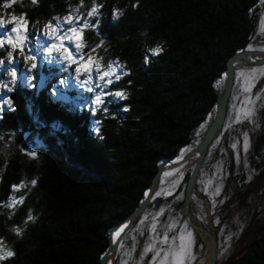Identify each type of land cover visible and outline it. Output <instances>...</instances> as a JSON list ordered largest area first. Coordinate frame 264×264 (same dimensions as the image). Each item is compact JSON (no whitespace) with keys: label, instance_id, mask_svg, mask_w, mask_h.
Listing matches in <instances>:
<instances>
[{"label":"trees","instance_id":"16d2710c","mask_svg":"<svg viewBox=\"0 0 264 264\" xmlns=\"http://www.w3.org/2000/svg\"><path fill=\"white\" fill-rule=\"evenodd\" d=\"M134 2L38 0L32 4L31 0H15L11 6L14 14L29 23L65 16L69 9H77L83 22L88 19L87 12L97 7L98 13L81 32L83 50L104 66L118 62L123 72L130 74L107 87L109 93H127V99L108 95L98 108L72 104L74 93L61 85L63 73L58 74L53 65L43 67L42 76H49L46 84L40 88L35 83L30 87L19 84L12 93L11 109L0 114V239L2 247L15 255L0 264H99L109 232L136 207L157 165L209 125L216 100L214 84L218 82L222 89L223 81L217 77L229 56L247 48L252 37L258 45L264 43L259 42L264 37L256 34L264 13L263 0H139L133 11ZM125 5L124 15L114 21L113 9ZM157 45L162 53L151 57L145 66L146 49ZM4 52L1 48L0 55ZM237 83L235 80L232 89L234 97L242 91ZM254 83V91L262 92L258 98L259 124L252 127L248 153L250 167L258 171L256 184L264 169V75ZM230 104L229 99L227 113ZM124 106L130 111L125 113ZM237 125L240 132L247 128L244 122ZM233 134L231 142L236 136ZM32 135L39 142L33 141ZM32 152L37 155L31 156ZM220 157L225 189H233L229 201L240 205L239 221L258 225L261 216L252 212L251 202L245 201V169L242 165L233 169L231 157ZM208 164L201 167L197 188L210 201L218 256L222 250L220 221L215 218L212 197L200 182L202 173L211 169ZM183 166L167 171L181 175L173 191L168 190L173 175L161 176L156 189L161 195L154 194L137 222L147 223L156 213H160L159 226L177 215L187 222L183 202L192 166L180 174ZM34 178L38 182L32 187ZM21 182L23 186L13 192L11 186ZM263 182L264 176L258 184ZM21 195L25 196L22 205L3 206L10 196ZM197 203L203 211L200 220L206 225L205 207L198 195L191 202L192 214ZM29 209L34 219L26 222ZM226 210L227 232L236 225ZM16 226L21 230L19 236L14 231ZM134 226L122 237L117 259L124 242L129 244L126 237ZM231 261L264 264V235L254 238L246 251L231 256L226 264Z\"/></svg>","mask_w":264,"mask_h":264},{"label":"rangeland","instance_id":"374dc122","mask_svg":"<svg viewBox=\"0 0 264 264\" xmlns=\"http://www.w3.org/2000/svg\"><path fill=\"white\" fill-rule=\"evenodd\" d=\"M14 1L15 0H0V19L5 21L3 25H0V38H3L5 40L8 36H12L13 38H15V34L11 32V28L15 26V24L11 20L12 16L21 17L20 15H16L12 12L11 6L13 5ZM5 4H8L9 6L5 7ZM69 15L75 17L79 15V12L77 9H72L69 14L62 17L54 16L45 20H36L33 23H29L26 32L24 51L23 53H21L19 50H16L13 54L14 59L12 62H9L7 59V53L11 50L9 46L5 44L2 47L5 48V52L3 55H0V60H3V63H0V81L8 84L12 90L8 91L7 88L0 89V114L5 110L11 109V96L12 93L15 92L19 84L25 87H30L32 85L31 83H35L39 88L43 84H46V80L49 79V76H42L43 67L45 65H53V67L57 68L58 74L63 73V76L59 79V82L63 87L73 91L75 101L72 102V104H75V106L79 108H83L88 105L99 107L104 102L105 98L109 97V92L107 90L108 78L102 77V73L104 71L110 70L109 66H104L96 58L87 56L86 52L83 50V47L80 50H77L75 47V43L72 40L66 39L64 41V46L73 53V56L76 60H80L81 57H83L85 60H87L88 58H91L93 60V67L91 68V70L89 72H81L79 74H77L75 71L78 65L70 64L68 61L63 60L60 56V53L58 52L53 51L52 54H49L46 51V48L50 47L52 43H58V41L46 34L48 31H50L48 25L51 23L53 27H56L57 22H59L63 26L59 30V34L63 35L65 34L68 27L73 26L64 23L65 18ZM88 20H90V18H88ZM73 24L78 28H85L83 22L74 20ZM256 34L264 37V13L257 26ZM259 42H264V39H261ZM257 43L258 40L252 37L248 46L251 45L253 49L264 50V43H260L261 45H258ZM25 57H34V59H25ZM33 64H35L34 68L32 67ZM97 64L99 65V69L95 66ZM252 68H264V64H240L236 68L235 80L238 81L237 84L239 86H242V89H244V87L246 86V81L243 77L238 78L236 76V73L247 72ZM12 69H15L17 73V77L14 83H12L10 78V70ZM118 69L120 72H123V68L119 64ZM262 75L264 74L257 73L255 75V78L250 81L251 85H253L254 82H256V80ZM52 90L54 89L52 88ZM101 94H103L101 102L96 103L95 97ZM261 94L262 92L259 91H249L244 93V95L246 96L243 98H238L231 95L230 109L226 115L222 132L212 142L203 164L204 166L209 162L208 166L211 165V169L210 171L202 173L200 182L204 187L206 193L212 197L215 218L220 221L218 223V228L220 231V235L222 236V250L219 252V255L216 258V264H226L231 256L239 252L246 251L249 247L250 242L254 238L264 235V182L258 185L254 184V180L258 175V171H255V169L250 167L248 163V153L250 152L252 147V127L256 128L259 124L258 116L260 114V110H258V108L260 102L258 101V98ZM109 98L115 99L117 97L110 95ZM246 98L253 101L254 103L245 104ZM8 100L11 101V106H9V104L7 103ZM242 108H252L253 115L250 119H241L240 121H237L235 117L238 111H240ZM238 122H244L247 125V128L243 132H240L238 130ZM244 133H247L249 138V147L247 148V150L244 149L243 145ZM232 134L233 137L236 134L234 142L233 138L232 142L230 140ZM31 139H33V141L39 142V138L35 135H32ZM239 141L240 145H238ZM213 144H215L214 147ZM232 144H236V147L233 148L231 146ZM211 150L213 151V153L210 156ZM184 151H186V148L184 149ZM215 154L218 155L217 160L213 159V156ZM222 154L231 157L230 164L233 165V169L235 166L239 165H242L245 169V181L247 183L245 201L251 202L252 212L254 214L257 213V216H261L262 221L258 225H249L246 221H239L240 205L236 200L229 201L230 195L233 193V189H228V191H226L224 179H222L220 160V156ZM192 164L193 162L189 163L188 160L183 166L180 174L185 169H188L190 166H192ZM228 172V170L225 171V177L228 175ZM172 175L173 174L171 173L170 176ZM180 180L181 175H173L171 178V182L168 185V190L173 191L177 187ZM217 188H219L218 193L216 192ZM203 205L205 207L204 202ZM227 208L234 218L236 229L228 230L226 232L225 229L228 227L224 222L225 218L223 215L224 212L227 211ZM193 210V215L195 216L196 220L202 222L200 219L202 218L201 216H203V211L200 207V204L197 203L196 205H194ZM159 217L160 213H156L150 217V221L147 223H144L142 221L135 223V226L130 230L126 237V239L129 240V244H125L124 242L122 249L120 250L118 259L116 257V254L115 256H113V264H142L143 262H145L146 264H162V261L163 264H171L170 259L164 260L162 253L163 250H166L169 245L173 243H175L176 245L179 244V235L182 229L185 231V234L187 232H192L193 234L194 243L192 245V250L193 256L195 258L189 260L188 264H194L196 262V259L200 255H204V243L200 238L201 236L199 237L195 232H193V230L190 229L188 225L185 229V222L180 215H177V217L168 220L160 226L158 225ZM206 222L207 224L205 226H209L207 212ZM140 237H142V240H140ZM149 245L153 246L152 249L149 251H145L146 247H148ZM158 250L161 251V256L153 259L156 251ZM135 252L137 253L136 255ZM147 257H149L150 259L148 260Z\"/></svg>","mask_w":264,"mask_h":264},{"label":"water","instance_id":"95a60500","mask_svg":"<svg viewBox=\"0 0 264 264\" xmlns=\"http://www.w3.org/2000/svg\"><path fill=\"white\" fill-rule=\"evenodd\" d=\"M240 64H264V50L254 49L253 51H249V49L243 47L233 52L229 56L224 71L217 77V81H223V86L222 89L215 87L216 100L209 125L203 133L199 134L197 137L191 139L187 143L181 145L174 156L163 160L157 165V171L151 178L150 184L145 189V191L150 190L149 197L145 198L144 191L136 207L111 229L108 235V246L100 254L99 264H107L109 258L111 256H115L118 245L124 234L139 220V218L142 216V214L150 204L156 192L157 186L160 183L161 176L164 174V172L185 165L186 162L188 160H191V158L193 157V165L189 174L187 187L184 194L183 216L187 223L199 234V236L206 237V239L208 240V245L204 251V253H208V256L204 260H201L202 258H200L196 262V264H216L218 247L215 226L210 214V201L209 198L197 188V176L201 170L202 164L212 142L222 132L227 114L229 99L234 85L236 68ZM183 148H186V151L181 153ZM263 176L264 169L258 176L256 184L260 182ZM194 195H198L205 204L209 226H205L202 222L196 220L195 216L192 214L191 202L194 199ZM124 225H127L124 232L121 233V236L119 238L114 239L115 232ZM102 256L106 257V259H101ZM233 263L234 261H231L228 264Z\"/></svg>","mask_w":264,"mask_h":264},{"label":"snow or ice","instance_id":"6c2138e0","mask_svg":"<svg viewBox=\"0 0 264 264\" xmlns=\"http://www.w3.org/2000/svg\"><path fill=\"white\" fill-rule=\"evenodd\" d=\"M5 7H8V4L4 5ZM69 11H71V9H69ZM116 9H113L112 15H114L116 13ZM96 13H98V8L93 6L91 8L90 11L87 12V17L91 18L93 17ZM82 19V17H80L79 15L73 17L72 15H69L68 17L65 18L64 23L69 24V25H73L70 26L66 29L65 34L61 35L59 34V30L63 27L59 22H57L56 27H53V25L50 23L48 25V28L50 29V31H48L46 34L51 36L53 39H55L56 41H58V43H52L50 47L46 48V51L49 54H52L53 51L60 53V56L63 60L68 61L70 64H76L78 65L75 69L76 73L79 74L81 72H89L91 70V68L93 67V60L91 58H88L87 60H85L83 57H81L80 60H76L73 56V53L69 51V49L67 47L64 46V41L67 40H72L75 43V47L77 50H80L83 47L82 44V37H81V32L83 31V28H78L77 26H75L73 24L74 20L75 21H80ZM12 22L15 24L14 27L11 28V32L15 34V38H13L12 36H8L5 39L0 38V48H2L5 44H7V46H9V48L11 49L8 53H7V59L9 62H12L14 59V52L16 50H19L21 53H23L24 51V44L26 41V32H27V27L29 25V21L27 20V18L25 17H17V16H12L11 18ZM5 23L4 20L0 19V25H3ZM83 23L85 26H87L89 24V20L88 19H84ZM249 51H253L254 49L252 48L251 45L248 46ZM163 51L162 47H160L159 45L151 48V49H146L147 55H145L144 57V64L145 66L148 65L149 63V59L151 57H155L158 56L159 54H161ZM25 59H34V57H25ZM0 63H3V60H0ZM98 69H99V65H95ZM32 67H35V64L32 65ZM109 71H104L102 73V77L108 78L107 79V83L108 84H112L114 82H118L121 80L122 75H129L130 73L127 72H120L118 69V62H114V64H110L109 65ZM257 73L260 74H264V68H252L251 70L247 71V72H237L236 76L239 77H243L244 80L246 81V86L244 87V91L245 92H249L251 90V83L250 81L252 79L255 78V75ZM17 77V73L15 69L10 70V78L12 83L15 82ZM214 87H219V84H214ZM2 88H7L8 91H11V87L0 81V89ZM102 95H97L95 97V102L96 103H100L102 100ZM108 95H113L117 98H119L120 100H126L127 98V93L122 92V91H115V92H111L108 93ZM7 103L9 104V106L11 105V101L8 100ZM248 103H254L253 101L249 100L246 98L245 100V104ZM123 111L125 113H127L128 111H130V109L127 106H124ZM242 113V115H241ZM253 115V109L252 108H242L240 111H238L237 115H236V120L240 121L241 119H250L251 116ZM97 132L99 131L98 128L95 129ZM243 145H244V149L247 150V148L249 147V138L247 133H244V137H243ZM215 146V144H213V147ZM233 148L236 147V144H232L231 145ZM190 151V149H189ZM37 155L36 152H32L31 156L35 157ZM165 177L171 175L170 172L165 171L163 174ZM37 179H32L31 180V185L32 187H35L37 185ZM210 183V182H209ZM23 186V182H21V184L19 185H12L11 186V190L13 192L18 191L21 187ZM216 192H219V188L216 189ZM150 195V190H146L144 193L145 198H148ZM161 195V192L157 191L155 193L156 197H159ZM25 200V196L21 195L18 198L17 197H12L10 196L8 201L5 202L3 204L4 207H8V208H12L15 204L19 203V204H23ZM11 218V217H9ZM34 217L32 216L31 213V209H29L28 212V216L26 219L27 221L33 220ZM127 227V225H124L123 227H121L118 231L115 232V238H119L121 236V233L124 232L125 228ZM171 227V226H170ZM184 228H187V222H185L184 224ZM14 231L16 233V235H21V230L18 226H16L14 228ZM179 244L176 245L175 243L169 245L167 247L166 250H163V258L164 260H171V264H188L189 260L194 259L195 257L193 256V250H192V245L194 243L193 240V234L192 232H187L185 234V231L182 229L181 233L179 235ZM3 241L2 239H0V261H4L7 258H11L15 255V253L11 250H5L2 247ZM152 245H149L148 247H146L145 251H149L152 249ZM161 256V251H156L155 256L153 257V259H156L157 257ZM101 259H106V257H101ZM108 264H111V261H108ZM163 264V261H162Z\"/></svg>","mask_w":264,"mask_h":264},{"label":"clouds","instance_id":"9594fccd","mask_svg":"<svg viewBox=\"0 0 264 264\" xmlns=\"http://www.w3.org/2000/svg\"><path fill=\"white\" fill-rule=\"evenodd\" d=\"M31 3L32 4H37L38 0H31ZM138 3H139V0H136V2L131 4V8H132L133 11H135ZM127 7H128V5H125L124 8L117 9L116 13L114 15H112V19L114 21H118L124 15L125 11L127 10ZM125 98H127V97H125ZM95 129H94V131H96ZM100 140H103V137H100Z\"/></svg>","mask_w":264,"mask_h":264},{"label":"bare ground","instance_id":"6f19581e","mask_svg":"<svg viewBox=\"0 0 264 264\" xmlns=\"http://www.w3.org/2000/svg\"><path fill=\"white\" fill-rule=\"evenodd\" d=\"M184 149H185V148L182 149L181 153L185 152ZM193 160H194V157L191 158V160H189V163H192ZM201 239H202V241H203V243H204V248H203V250H205L206 247H207V245H208V240L206 239V237H201ZM202 254H203V253H202ZM207 256H208V253H204V255H201L200 258H202L201 260H204V259L207 258ZM200 258H199V259H200ZM108 261H111V264H113V263H114V261H113V256H111V257L109 258Z\"/></svg>","mask_w":264,"mask_h":264},{"label":"flooded vegetation","instance_id":"af4514ba","mask_svg":"<svg viewBox=\"0 0 264 264\" xmlns=\"http://www.w3.org/2000/svg\"><path fill=\"white\" fill-rule=\"evenodd\" d=\"M254 87H256V83H254L253 85H252V87H251V90L250 91H254ZM244 93H245V91H244V89H242V91H241V93L238 95V98L240 97H245L246 95H244ZM257 96V95H256ZM240 145V144H239Z\"/></svg>","mask_w":264,"mask_h":264}]
</instances>
